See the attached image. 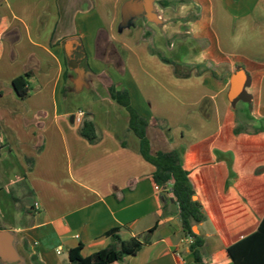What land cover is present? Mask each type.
Masks as SVG:
<instances>
[{"label": "crops", "instance_id": "1", "mask_svg": "<svg viewBox=\"0 0 264 264\" xmlns=\"http://www.w3.org/2000/svg\"><path fill=\"white\" fill-rule=\"evenodd\" d=\"M27 72L20 97L12 80ZM109 87L127 90L150 151L175 150L190 168L204 262L234 264L227 248L264 217V0H0V230L13 237L11 264H70L69 249L88 256L114 228L142 245L110 264H193L174 197L152 182Z\"/></svg>", "mask_w": 264, "mask_h": 264}, {"label": "trees", "instance_id": "2", "mask_svg": "<svg viewBox=\"0 0 264 264\" xmlns=\"http://www.w3.org/2000/svg\"><path fill=\"white\" fill-rule=\"evenodd\" d=\"M151 52L157 54L163 62L172 64L176 76L186 77L190 74L189 66L164 57L158 50L151 49ZM203 70H209L214 77H217L213 70L209 68ZM29 76L30 73L27 72L12 80L14 89L20 97L27 95L28 89L24 87V84ZM109 93L112 99L124 107L129 114L128 129L138 139L139 153L154 167L151 174L152 182L162 188L169 187V192L174 197L179 210L180 228L185 235L192 237L189 250L193 258V264H206L200 254L203 239L193 229L195 223L202 221L204 214L200 203L194 198L190 168L181 162L180 156L175 150L152 153L145 132L146 120L131 106L127 90L109 87ZM80 123V134L89 141H93L95 138L93 124L90 121L84 122L83 119ZM238 130L240 128H235V131ZM116 232V228L107 231L105 234L110 237V243L88 256L80 254V245L69 249L70 264H110L113 261L123 259L125 256L135 254L142 245V241L137 237L121 239ZM227 252L234 264H264V217L255 232L228 247Z\"/></svg>", "mask_w": 264, "mask_h": 264}, {"label": "water", "instance_id": "3", "mask_svg": "<svg viewBox=\"0 0 264 264\" xmlns=\"http://www.w3.org/2000/svg\"><path fill=\"white\" fill-rule=\"evenodd\" d=\"M15 258L13 237L11 232L0 230V259L14 261Z\"/></svg>", "mask_w": 264, "mask_h": 264}, {"label": "built area", "instance_id": "4", "mask_svg": "<svg viewBox=\"0 0 264 264\" xmlns=\"http://www.w3.org/2000/svg\"><path fill=\"white\" fill-rule=\"evenodd\" d=\"M83 115H84V112H83L81 109L77 110V111L74 113V120H75L76 122H79V123H80V121H81ZM164 189L169 190V187H165ZM35 206H37V203H35ZM188 238H189V242H191V241H192V237L189 236Z\"/></svg>", "mask_w": 264, "mask_h": 264}, {"label": "rangeland", "instance_id": "5", "mask_svg": "<svg viewBox=\"0 0 264 264\" xmlns=\"http://www.w3.org/2000/svg\"><path fill=\"white\" fill-rule=\"evenodd\" d=\"M84 68H86V66H85V64H82V62L81 63H79L76 67H75V71H77V69L79 70H81V71H83L84 70ZM79 110V109H78ZM11 262L12 261H9V260H2V259H0V264H11Z\"/></svg>", "mask_w": 264, "mask_h": 264}]
</instances>
